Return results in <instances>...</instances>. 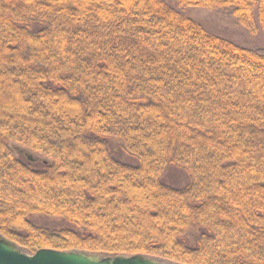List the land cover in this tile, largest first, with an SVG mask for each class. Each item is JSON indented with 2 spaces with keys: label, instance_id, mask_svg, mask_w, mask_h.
Returning <instances> with one entry per match:
<instances>
[{
  "label": "trees",
  "instance_id": "1",
  "mask_svg": "<svg viewBox=\"0 0 264 264\" xmlns=\"http://www.w3.org/2000/svg\"><path fill=\"white\" fill-rule=\"evenodd\" d=\"M189 8L264 34V0H0L2 237L29 254L264 264V53ZM169 166L184 188L162 183Z\"/></svg>",
  "mask_w": 264,
  "mask_h": 264
},
{
  "label": "rangeland",
  "instance_id": "2",
  "mask_svg": "<svg viewBox=\"0 0 264 264\" xmlns=\"http://www.w3.org/2000/svg\"><path fill=\"white\" fill-rule=\"evenodd\" d=\"M169 4L174 6L172 1H169ZM181 12L187 18L194 20L206 32L213 36L227 40L241 48L264 53L263 32L259 29L257 34H249L230 14V12H214L200 8H189ZM110 144L111 153L115 160L128 165H135V161L132 158L120 151L117 142L111 141ZM9 148L14 158L21 163L36 168L44 163H48L47 159L34 154L17 144L10 143ZM161 181L166 186L182 189L188 184L189 179L184 170L169 166L165 170ZM31 220L35 223H43L46 221V219L40 217H33Z\"/></svg>",
  "mask_w": 264,
  "mask_h": 264
},
{
  "label": "water",
  "instance_id": "3",
  "mask_svg": "<svg viewBox=\"0 0 264 264\" xmlns=\"http://www.w3.org/2000/svg\"><path fill=\"white\" fill-rule=\"evenodd\" d=\"M0 264H174L144 255H106L39 249L29 254L0 235Z\"/></svg>",
  "mask_w": 264,
  "mask_h": 264
}]
</instances>
